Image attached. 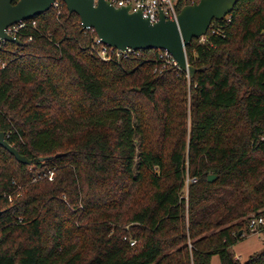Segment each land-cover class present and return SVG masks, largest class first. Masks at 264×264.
<instances>
[{
	"label": "trees",
	"instance_id": "trees-1",
	"mask_svg": "<svg viewBox=\"0 0 264 264\" xmlns=\"http://www.w3.org/2000/svg\"><path fill=\"white\" fill-rule=\"evenodd\" d=\"M36 20L0 50V129L32 160L0 146V264H264L230 252L264 217V0L192 41L193 78L159 50L101 59L64 3Z\"/></svg>",
	"mask_w": 264,
	"mask_h": 264
},
{
	"label": "water",
	"instance_id": "water-1",
	"mask_svg": "<svg viewBox=\"0 0 264 264\" xmlns=\"http://www.w3.org/2000/svg\"><path fill=\"white\" fill-rule=\"evenodd\" d=\"M58 0H0V39L21 45L9 36L6 29L21 21L31 20L49 12ZM70 14L80 17L83 29L93 30L103 44L120 51H166L177 67L193 78L196 69L190 66L186 48L194 39L205 37L214 20L220 21L231 14L240 0H199L184 7L177 20H167L163 14L156 23L143 17L141 12L130 13V7L115 8L107 0H61ZM0 146L21 164L32 160L21 155L6 139L0 129ZM51 157H42L41 161ZM216 176H210L214 182ZM243 232L240 233L242 235Z\"/></svg>",
	"mask_w": 264,
	"mask_h": 264
},
{
	"label": "built area",
	"instance_id": "built-area-1",
	"mask_svg": "<svg viewBox=\"0 0 264 264\" xmlns=\"http://www.w3.org/2000/svg\"><path fill=\"white\" fill-rule=\"evenodd\" d=\"M93 1L95 5H97V3L99 2V0H93ZM107 1L115 8L130 7V13L141 12L143 14V17L149 19L151 23L158 22L162 14L167 20H177L181 12L179 10L180 0H107ZM62 3L63 2L61 0L56 1L52 9H58L61 11ZM29 28L32 29L38 28V21L36 20V18L27 21H21L13 26H10L6 29V33L9 36L18 39L20 41L19 37H21L22 31L27 30ZM33 39H34L33 36H29L26 41L30 42ZM200 41L205 42L206 41L205 37H202ZM8 43L10 42L0 39V50L3 49ZM94 52L95 53L97 52V55L101 59L105 61H110L114 56L118 58L122 56L128 57L129 55L132 54L139 55L140 52L142 51H134L129 49L123 52L117 50L115 48L103 44L102 40L96 35ZM161 52H164V54H162V57L166 59L169 58L172 59L170 64L176 65V61L168 52L166 51H161ZM38 175L35 180L47 178L48 180L52 181L55 176V172L52 170H48L46 172L41 173L39 176ZM196 182H197L196 178L188 177L187 187H189L191 183H196ZM249 227L253 232L260 233L262 230H264V217H259L257 215L251 216L249 218ZM135 244L136 241L131 242L132 246H134Z\"/></svg>",
	"mask_w": 264,
	"mask_h": 264
},
{
	"label": "rangeland",
	"instance_id": "rangeland-1",
	"mask_svg": "<svg viewBox=\"0 0 264 264\" xmlns=\"http://www.w3.org/2000/svg\"><path fill=\"white\" fill-rule=\"evenodd\" d=\"M136 144L137 146L139 145V137H137ZM136 160H138V158ZM136 169L137 167L135 168V170ZM188 177L189 175L187 176V179ZM188 190H189V187H187V180H186V187L182 193L183 197L188 198V192H187ZM231 251L235 259L239 260L240 262H244L248 260L252 255L256 253H263L264 252V230H262L260 233L253 232L249 227V220H248L245 232L242 234V237L239 240L238 244L231 248ZM211 264H221L220 257L218 255H214L212 258Z\"/></svg>",
	"mask_w": 264,
	"mask_h": 264
},
{
	"label": "crops",
	"instance_id": "crops-1",
	"mask_svg": "<svg viewBox=\"0 0 264 264\" xmlns=\"http://www.w3.org/2000/svg\"><path fill=\"white\" fill-rule=\"evenodd\" d=\"M230 252L232 253L231 249H230Z\"/></svg>",
	"mask_w": 264,
	"mask_h": 264
}]
</instances>
